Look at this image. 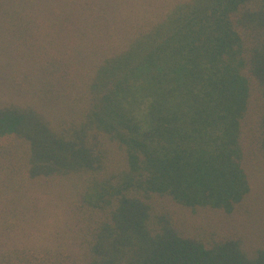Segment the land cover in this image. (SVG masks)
<instances>
[{
	"label": "trees",
	"instance_id": "trees-1",
	"mask_svg": "<svg viewBox=\"0 0 264 264\" xmlns=\"http://www.w3.org/2000/svg\"><path fill=\"white\" fill-rule=\"evenodd\" d=\"M0 264H264V0H0Z\"/></svg>",
	"mask_w": 264,
	"mask_h": 264
}]
</instances>
